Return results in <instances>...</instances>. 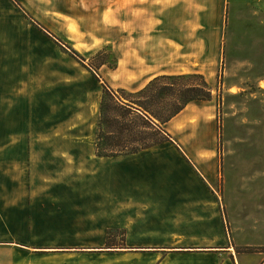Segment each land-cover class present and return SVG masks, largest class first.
<instances>
[{"label":"rangeland","instance_id":"rangeland-1","mask_svg":"<svg viewBox=\"0 0 264 264\" xmlns=\"http://www.w3.org/2000/svg\"><path fill=\"white\" fill-rule=\"evenodd\" d=\"M115 1L0 0V70L30 73L39 91H52L55 108L62 96L69 102L71 122L83 104L87 117L93 116L97 103L98 122L108 86L99 80V67L115 66V51L106 42L116 38ZM177 1L165 14L167 35L172 27L178 30L187 46L181 53L192 55L189 62L161 67L194 69L203 76L211 92L204 104L212 122L192 119L176 134L166 124L161 128L171 139L188 138L189 150L202 162L211 161L212 184L232 214L227 231L237 243L235 251L251 264H264V0ZM117 8L121 19L132 16L131 1ZM115 91L124 97L131 92ZM57 204L47 210L50 217H41L39 208L27 225L16 224L13 209L0 210L7 223L0 224V264H134L138 259L110 251L126 248L122 231L105 230Z\"/></svg>","mask_w":264,"mask_h":264},{"label":"crops","instance_id":"crops-1","mask_svg":"<svg viewBox=\"0 0 264 264\" xmlns=\"http://www.w3.org/2000/svg\"><path fill=\"white\" fill-rule=\"evenodd\" d=\"M127 1L133 13L125 20L117 15L123 0L114 3V21H109L117 39L106 42L116 64L101 65L99 80L114 91L134 92L159 75L196 73L161 67L189 62L192 55L181 53L187 46L178 30L172 27L167 35L165 14L178 1ZM41 90L30 73L16 67L0 70L1 212L13 209L16 224L27 225L39 208L41 217L52 216L47 210L58 202L105 230L122 231L126 248L110 251L138 256L134 264H251L235 251L237 243L227 231L232 214L212 184L211 161L197 158L199 153L187 147L188 138H169L128 155L98 156L97 103L93 116L87 117L83 104L71 122L69 102L61 96L55 108L52 91ZM205 102L188 103L165 123L167 128L176 134L192 119L211 124ZM23 178H30L28 185Z\"/></svg>","mask_w":264,"mask_h":264},{"label":"trees","instance_id":"trees-1","mask_svg":"<svg viewBox=\"0 0 264 264\" xmlns=\"http://www.w3.org/2000/svg\"><path fill=\"white\" fill-rule=\"evenodd\" d=\"M116 92L103 88L95 134L98 156L128 155L170 141L161 126L188 103L211 98L207 82L198 73L156 76L140 90L128 92V97ZM159 105L163 108H154ZM160 132L165 136L159 137Z\"/></svg>","mask_w":264,"mask_h":264}]
</instances>
